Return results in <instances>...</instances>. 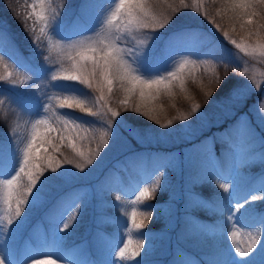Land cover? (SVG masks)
Segmentation results:
<instances>
[{"label":"trees","instance_id":"1","mask_svg":"<svg viewBox=\"0 0 264 264\" xmlns=\"http://www.w3.org/2000/svg\"><path fill=\"white\" fill-rule=\"evenodd\" d=\"M97 1L51 0L49 24L56 32L63 23L76 25L82 11ZM126 7L125 18L130 24L122 33V42L130 41L134 34L146 36L154 45L171 34L198 26L205 19L229 40L264 42V0H128ZM52 39L56 36L41 31L30 15L28 0H0V47L8 52L2 57L5 64L0 63V186L7 178L3 169L14 167L12 164L27 140L34 116L48 112L58 128V136L43 137L47 149L40 158L28 161L22 181L6 197L10 211L6 221L5 217L0 221V264H25L30 260L43 236L33 231L37 221L47 218L46 213L54 214L63 188L77 182L88 169L102 173L100 207L102 215L111 219H95L90 207L82 210L81 203H77L59 253L69 252L89 232L99 228L111 233L120 230L132 207L129 199H123L122 192L113 185L118 179L112 178L117 166L113 168L111 162L110 166L105 162L118 151L119 160L124 158V171L130 174L144 170L147 164L137 154L120 152L126 145L122 139H127L126 133H122V121L140 131L170 130L169 142L175 140L173 132L187 122L202 131L209 124L220 122L216 130L222 135L214 148L224 160L223 134L229 132L230 126L240 123V115L264 92L247 93L252 89L251 75L239 56V48L233 44L224 42L211 52L199 49L186 58L187 62L176 73L165 78H140L131 61L115 47V39L97 40L80 49L68 46L62 52H56ZM84 53L88 59H79ZM15 65L19 68L12 70ZM229 110L236 117L228 125L225 113ZM182 135L177 132L178 137ZM166 159L168 166L144 185L143 196L132 211L136 241L131 250L136 264H160L154 261L169 252L168 237H185L183 224L189 227L197 224L196 220H204L211 228L215 226L220 231L228 228L223 215L228 189L212 180L198 183L195 190L215 208L194 207L191 209L194 219L181 217L175 199L186 180L184 166L175 157ZM148 165L149 170L151 164ZM263 176L264 163L258 159L241 164L231 191L236 197H246L242 192L250 189L255 180H263ZM119 177L127 183L126 177ZM2 190L0 214L5 210ZM246 198L247 219L242 222L247 233L241 239L244 258L240 264H264V232L256 231L264 226V219L259 224L253 221L255 215L264 213V193ZM222 209L224 213L219 215ZM175 224L178 226L174 227ZM95 226L99 228L93 230ZM187 233L185 246L188 253L200 258V264L228 263H225L231 249L228 241L213 238L207 241L203 234Z\"/></svg>","mask_w":264,"mask_h":264},{"label":"rangeland","instance_id":"2","mask_svg":"<svg viewBox=\"0 0 264 264\" xmlns=\"http://www.w3.org/2000/svg\"><path fill=\"white\" fill-rule=\"evenodd\" d=\"M127 1L98 0L82 11L83 16L78 19L76 25L63 23L58 26V32L49 24L47 18L51 9V0H28V7L30 15L40 26L41 31L56 36V39L51 40V45L56 48V52H62L68 46L80 49L89 47L97 40L115 39L117 43L115 47L119 49L126 60L131 61V66H135L136 71H139L137 73L140 78H165L176 73L187 62L186 58L191 53H195L199 49L211 52L212 48L224 42L227 45L233 44L239 48V56L246 63V68L251 75L252 83L250 86L252 89L248 90L247 93L264 91V42L249 43L247 41L229 40L207 19L201 20L198 26H192L189 29L171 34L165 40L158 39L163 41L154 45L146 36L136 37L134 34L129 37L130 41L122 42L120 40L122 33L127 24H130V21L125 18ZM6 54L3 49L0 50L1 64H5L1 61ZM85 57H87L86 53L79 59ZM90 60H95V58ZM18 68L19 65H15L12 70ZM243 93L244 90L241 94ZM225 115V122L228 125L236 117L233 110L227 111ZM239 119L240 123L230 126L229 132L223 134L222 157L224 160H221L214 148L215 141L222 135L220 130H216L219 128L220 125H217L220 122L213 123L215 126L209 124L206 126L207 129L203 131L192 128L193 123L187 122V125L179 127L176 132L172 131L175 140L169 142L170 130L140 131L122 121V133H126L124 136L127 139H122L124 142L126 141V145L121 147L120 152L127 155L137 154V156H141L143 163L147 164L144 170L130 174L124 171V158L119 160L118 151H114L105 162L107 166H110V162L113 168L117 166V169L113 170L115 174L112 178L118 179L113 181V185L116 190L122 192L123 199H129L132 207L126 221L121 224L120 230H114L111 233L95 226L93 230L99 229L89 232L81 244L71 248L67 253H59L60 243L67 232L72 210L77 203H81L80 209L82 210L90 207L95 219L102 217L111 219L109 216L102 215L100 207L103 204V199L99 197V183L102 173L88 169L84 173V176H87H79L77 182L63 188L64 191L60 193L58 201L60 205L54 214L48 215L46 213L47 218L41 217L37 221L33 231L37 234H43L42 240L39 241L35 254L25 264H136L131 250L136 241L134 240L136 236L134 235L132 211L137 207L139 198L143 196L144 185L150 183L151 177L153 178L158 174L160 169L168 166V161L165 160L167 157L168 160L171 157L177 158L179 163L184 166L186 180L184 179L182 192L175 199L181 217L193 218L191 209L194 207L215 208L207 198L195 190L198 183H207L212 180L219 187L228 189L225 213L223 209L218 212L219 215L224 213L228 228L220 231L215 226L211 228L208 222L204 220H196L198 223L189 227H185L183 224L185 237H174L173 235L171 238L168 237L169 252L154 263L200 264V258L188 253L190 251L185 246L187 242L186 231H188L187 235L190 236L193 235V231L197 236L203 234L207 241H209L208 238H213L215 241L220 239L228 241L231 249L225 263L240 264L241 259L244 258V244H242L241 239L247 233L246 224L242 222V220L247 219L244 215L246 197L264 193V176L263 180L260 182L255 180L249 186L250 189L242 192L247 195L246 197H236L231 188L234 185V175L241 164H247L257 159L264 163V92L259 95V99L254 105L247 107ZM178 131L183 133L182 137L177 136ZM185 133L186 136H184ZM51 134L58 136V128L50 114L41 111L32 119L27 140L17 152L15 163L12 164L14 167L3 169L7 178L0 186V190L3 189L1 199H5V210L4 213L0 214L1 222L4 221V217L6 221L10 211L6 205L7 195L12 192L17 182L22 181L28 161L40 158L42 151L47 149L42 139ZM252 147H255L256 150H252ZM156 157H158L159 162H157ZM148 163L151 164L149 170L147 169ZM120 175L126 177L127 183L123 179L121 181ZM262 219H264V213H260L257 220H254L253 217V221L257 224ZM177 226L178 224L174 225V227ZM256 231L264 232V226L258 227ZM5 246H7L6 241ZM5 246H3L4 250L7 248Z\"/></svg>","mask_w":264,"mask_h":264}]
</instances>
